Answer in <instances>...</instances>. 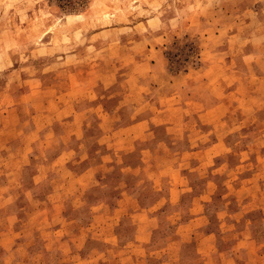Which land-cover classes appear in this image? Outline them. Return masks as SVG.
Returning <instances> with one entry per match:
<instances>
[{
    "label": "rangeland",
    "instance_id": "obj_1",
    "mask_svg": "<svg viewBox=\"0 0 264 264\" xmlns=\"http://www.w3.org/2000/svg\"><path fill=\"white\" fill-rule=\"evenodd\" d=\"M79 5L68 10L56 0H0V189L14 192L3 201L17 195L20 211L2 218L18 229L26 211L33 224L43 226L63 217L64 209L75 204L76 198L69 199L78 185L65 171L67 164H55L62 147L78 142L68 153L74 163L103 152L107 163L127 160L121 144H130L132 133L146 138L163 119L133 125L129 111L120 113L119 101L127 98L125 106L139 110L145 99L157 98L165 106H182L184 117L175 118L172 127L192 126L186 144L208 142L206 159L189 177L170 165L169 175L162 176H172L169 183L155 182L158 177L149 171L153 178L139 188L137 179L127 184L115 166H109L99 178L102 182L89 190L116 183L109 193L126 192L118 204L128 212L111 214L115 223L122 218L124 223L106 229V242L95 244V254L90 252L79 264H108L97 261L107 259L100 254L118 242L122 232L120 242L126 244L109 252L113 264H233L230 250L246 264H264L263 254L254 250L264 244V217L241 240L233 227L221 223L230 208L239 207L233 197L236 185L245 189L256 182L257 193H264V0H82ZM158 52L162 73L151 63ZM205 55L217 66L209 74L210 86L196 85L206 79L203 73L191 77L189 84L184 78L169 83L168 73L199 69ZM163 73L164 79L159 77ZM221 76L226 84L218 87ZM186 86L191 90L185 99L181 89ZM207 92V104L215 105L212 98L218 96L222 102L209 108L189 103V98ZM193 155L198 154L187 151L174 159L187 161ZM146 156L153 159L156 153ZM162 156L148 164L161 163ZM12 161L18 163L16 173L5 174ZM173 184L180 187L176 200L163 204ZM57 192L65 198H51ZM85 201L77 203L85 206ZM151 202L157 205L153 212L148 211ZM107 204L109 200L93 202L95 208ZM49 211L54 220L41 216ZM87 212L82 208L63 220L61 232L81 238L76 250L87 237L82 230L94 220ZM149 226L154 235L147 233ZM7 234L2 237L10 247L16 236ZM139 241L140 246L135 244ZM0 264L27 260L10 250Z\"/></svg>",
    "mask_w": 264,
    "mask_h": 264
},
{
    "label": "crops",
    "instance_id": "obj_2",
    "mask_svg": "<svg viewBox=\"0 0 264 264\" xmlns=\"http://www.w3.org/2000/svg\"><path fill=\"white\" fill-rule=\"evenodd\" d=\"M158 53L159 55L155 59V62L153 63L151 61V63L155 66V70L157 72L162 73V71H164L163 56L162 54L160 55V52ZM208 56L209 55L204 56L205 63L199 69H191L189 71H186L184 74L168 73L169 83L180 82L181 78H184L185 83L189 84L191 82V77L203 73L206 79H203V81L196 83V85L199 84L202 88H207L208 86H210L211 82L209 80L211 76L209 74L211 73V70H213V68L217 66L206 61ZM228 62L232 64L237 63L236 60H229ZM146 64L147 62L143 59V63L141 64V66H145ZM163 76L164 73L159 77L164 79ZM225 84L226 82L224 76H221L217 79L216 86L223 87ZM164 86H166V84ZM190 90H187V86L184 89H181L182 92H185L181 98H188V92H190ZM207 96L208 92L203 96H198L197 98L191 97L189 98V103H198L199 105L203 106V108H209L212 106H216V102H219V104L222 102V97H213L212 100L215 102V105H209L207 104ZM126 100L127 98L120 100L118 107H121L120 113L124 115L129 111L128 114L133 119L131 124H141L146 120L154 123L156 122V119L160 118L163 119V122L155 123V126L151 127L148 130L146 138H141L136 133H132L133 141L130 144L126 145L125 143H118L123 147L121 150L126 153V158H128L129 160H125L122 158H113V160H117L115 164L114 162L107 163V160L103 157L106 152H103L101 155L87 156V158L84 157V159L74 163L72 162V158L68 153L74 148H77L78 142L72 147L69 146L65 148L63 146V152H61L59 156H57V158L55 159V164H58L60 166L67 164V166H65V171L67 173L70 172L69 176L71 177V179L74 178L78 186L75 192V197H71V199H69L71 201L73 198H76L75 204H73L70 210L64 209L63 217H55L57 219L56 222H50L45 226L41 225L38 221L33 224V222H31V218L33 217H30L28 211H26L25 215L23 216L24 220L22 224L19 225L18 229H14L10 226V223H8L7 219L2 218V214H4V216L17 213L19 214L20 211L16 207L18 205V202L16 199H14L17 198V195L13 194V199H11L12 201H3L2 199H7V197L11 196V194L14 192L10 189H0V251L3 252V254L5 253L6 255L7 252L11 250L15 253L16 256H23V258L27 260V264H79L80 261L86 259L89 256L90 252L92 254H95V250L93 249L95 244L96 246H98L101 244V242H106L103 237L106 229H109V227H113V225L124 223L123 218L121 219V221L115 223V221L111 217V214L115 215L114 213L117 212H121L119 214H126L128 212L127 206L118 204L119 198L121 197L120 194L124 195L126 194V192L121 191L116 193L117 195H112L111 193H109L111 192L110 188L114 187L116 183H107L102 186L100 190H89V188L98 186L100 182H102V180H99V178L105 176V172L110 170L108 169V167L111 165L115 166V171H118L123 176V179L127 182V184L131 183L134 185L136 184L137 179L138 188L142 187V184H144L146 180H148L149 178H153L151 175L147 174V172L149 171H151L152 174L158 177L155 182H163V184L171 182L170 180H172V176H170V179L167 177H162L163 174L169 175L170 165H172L174 169L179 170L184 176H193L194 172L196 171V165H199L200 161L206 159L205 154L210 145L207 144L208 142L197 145H187L186 142L188 141L186 140L185 135L192 130V126H190L189 124L183 125L181 128L172 127L175 122V118L184 117L185 110H183L182 106L180 104H177L176 102H172L171 104H168V106H165L156 98L155 100L149 101L145 99L146 103H149V105H146L145 103L142 109L137 110L136 108H131V105L125 106V103H127ZM106 103L107 102H105V104ZM28 134L30 135V133ZM77 141L81 140L77 139ZM82 146L83 144L81 145V147ZM16 148L19 149L22 147L19 146ZM115 151L116 150L114 149L113 152ZM187 151H191L192 154L198 155L191 156L187 161L184 159H174L176 156ZM148 152L156 153L155 158L151 159V156H146ZM161 155H163L161 158V163L148 164V162H157L156 160H159ZM12 162L13 163L11 164H7V166H10V168L8 169L9 171L5 174L12 175L16 173V167L18 166V163L17 161ZM104 165H106V167ZM1 174L2 172L0 173V176ZM240 176L242 178V175ZM207 177L211 178V175L208 174ZM110 180L111 179L108 177L105 179V181L107 182ZM1 185L2 183L0 182V186ZM246 185L248 186L245 187V189L239 188V186L237 185L235 186L237 187V193H234L233 197L235 200L240 201L239 207L235 206L230 208L227 216H225V218L221 222L225 223L226 226L233 227V229L237 231L236 237L239 240L245 238L247 230L250 232L255 225H260L261 223L258 219L264 217V193H257L258 189L256 188V182ZM178 188L180 187H176V184H173L168 188V191L166 192L167 195L164 198L166 199V201H164L163 204L172 203L173 200H176ZM181 191L182 189L179 192ZM130 193L134 192L131 190L129 194ZM230 195L232 197V194ZM260 197L262 198V200L259 202L258 199ZM51 198L62 200L65 198V196H62L59 192H57L54 193ZM79 199H81V202H83L81 204H84V202H86L85 200H87L88 204L85 206H81V204L77 203ZM102 199L109 200V204L103 206L102 208H95L93 202ZM66 200L67 199H65V201ZM77 204L79 206L78 211H76ZM82 208H85L88 211L87 213H89V215L93 217L94 220H91L89 223H87L89 227L82 230V234H87V237L85 236V238H83V247L76 250L75 246L80 243V236H78L77 238L72 237L69 235V232L61 231L63 230V226L65 225V223L63 222L64 218H66L65 216L69 214L72 215L73 213L77 214V212H79ZM154 208H157V205L151 202L148 211L153 212ZM33 212H36L35 208L33 209ZM49 212L50 215L48 214V216L47 212L41 215L42 217L44 216V220L51 221L55 219L52 218L53 215L51 214V211ZM119 218H121V216ZM69 219L75 220L74 218ZM148 229L149 232L147 233H152V235L156 233L152 227L150 228L149 226ZM99 230L102 231L99 232ZM5 233H10L11 236H16L14 237V239H12L10 247H7L5 238L2 237ZM122 233L117 234L118 236L115 240L118 242L109 244L105 252L100 254L107 256V259H104L103 261L98 260L97 262H105L108 264H113V262H115L113 259L114 257L110 255L109 252H113L114 250L118 249V246H123L124 244H126L120 242L121 236H125L124 232ZM208 238L210 240V237L207 236L206 239ZM102 239L104 240L101 241ZM19 240H21L22 242H19ZM98 241H100V243ZM204 243H206V240L204 241ZM247 243L250 246L255 245L254 241L249 240L247 241ZM135 244L140 246L141 244H143V242L139 241L135 242ZM229 245L232 244L230 243ZM258 249L259 250H257L256 247L254 248L255 251H259V253L263 254L264 259V244L259 245ZM207 250L205 251V255L210 254L207 252ZM226 253L228 254V251ZM2 255H0L1 260L5 256ZM230 256L233 257V264H246L245 260L234 256L231 250ZM257 260L259 261V259ZM121 262L125 263L126 259H122Z\"/></svg>",
    "mask_w": 264,
    "mask_h": 264
},
{
    "label": "trees",
    "instance_id": "obj_3",
    "mask_svg": "<svg viewBox=\"0 0 264 264\" xmlns=\"http://www.w3.org/2000/svg\"><path fill=\"white\" fill-rule=\"evenodd\" d=\"M56 1L59 2L61 6L66 7L68 10H74L76 8H80L79 4L82 3V0H56ZM70 4H76V7H73V5ZM191 49H194V46H192Z\"/></svg>",
    "mask_w": 264,
    "mask_h": 264
}]
</instances>
